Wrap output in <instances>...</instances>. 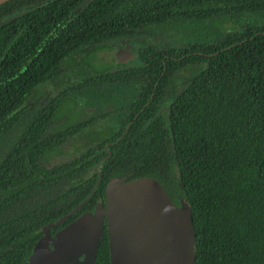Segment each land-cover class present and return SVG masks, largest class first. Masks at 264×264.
<instances>
[{
    "label": "trees",
    "instance_id": "1",
    "mask_svg": "<svg viewBox=\"0 0 264 264\" xmlns=\"http://www.w3.org/2000/svg\"><path fill=\"white\" fill-rule=\"evenodd\" d=\"M114 41L134 60L100 59ZM87 100L112 111L85 118ZM117 176L189 203L195 264H264V0L0 5V264L105 202ZM94 264H110L106 225Z\"/></svg>",
    "mask_w": 264,
    "mask_h": 264
},
{
    "label": "water",
    "instance_id": "2",
    "mask_svg": "<svg viewBox=\"0 0 264 264\" xmlns=\"http://www.w3.org/2000/svg\"><path fill=\"white\" fill-rule=\"evenodd\" d=\"M6 1L0 0V5ZM133 57L129 49L117 51L118 62ZM59 223L44 226L43 235L22 264H94L105 225L110 264L196 263L192 208L185 199L175 203L154 177H113L105 188V202L52 236L50 227Z\"/></svg>",
    "mask_w": 264,
    "mask_h": 264
},
{
    "label": "rangeland",
    "instance_id": "3",
    "mask_svg": "<svg viewBox=\"0 0 264 264\" xmlns=\"http://www.w3.org/2000/svg\"><path fill=\"white\" fill-rule=\"evenodd\" d=\"M199 24H200V26H199ZM199 24L195 25L193 27L195 29V31H197V32L200 31V29H198V27H200V28L202 27V24L201 23H199ZM181 36H184V28L183 27L180 30H175V29H170L169 30V29H166V30L154 31V34L151 33L150 38L152 40H155V41L162 40L163 42H172V40H174V39L179 40L180 39L179 37H181ZM125 42L126 41H122V42H117V41L115 42L114 41L113 43L110 42V44L113 46V48H111V49H115V47H118V48H121V49H129L130 45L126 44ZM118 43H120L121 45H124V46H121ZM110 52H111L110 49H103V50L99 51L98 52L99 58L100 59L101 58H103V59L105 58L104 59L105 61H108L109 63H112V56L109 55ZM133 58H130L127 62H130ZM120 63H122V62H120ZM87 72H91V70L87 69L84 72H82V74H85ZM61 80L64 81V83H68V82H65V81H68L66 78L63 79V77H62ZM48 89L49 88L47 87V90ZM51 91H54V90H51ZM89 95H90V93H88V96ZM94 99L95 98H93V100ZM93 100H90V101L87 100V103L85 104V113H84V117L85 118H89L91 116H96V115H93L94 113L100 114L102 112H111L112 111L111 105L110 106H104V105H101L98 102L93 101ZM112 114H114V112ZM71 147H72V145H71L70 142L65 144L64 153H62L61 155L51 159V164H55V163L59 164L60 162L66 161L68 159V157H69L66 153L68 152V150Z\"/></svg>",
    "mask_w": 264,
    "mask_h": 264
},
{
    "label": "flooded vegetation",
    "instance_id": "4",
    "mask_svg": "<svg viewBox=\"0 0 264 264\" xmlns=\"http://www.w3.org/2000/svg\"><path fill=\"white\" fill-rule=\"evenodd\" d=\"M106 49H108V48H106ZM118 49H121V48L115 47V49H110L111 52L109 53V55H112V58H114V61H116V62H118V59H117V51H118Z\"/></svg>",
    "mask_w": 264,
    "mask_h": 264
}]
</instances>
